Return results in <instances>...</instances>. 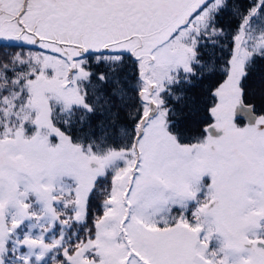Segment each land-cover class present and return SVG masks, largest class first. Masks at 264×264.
Segmentation results:
<instances>
[{"label": "snow or ice", "instance_id": "obj_1", "mask_svg": "<svg viewBox=\"0 0 264 264\" xmlns=\"http://www.w3.org/2000/svg\"><path fill=\"white\" fill-rule=\"evenodd\" d=\"M0 264H264V0H0Z\"/></svg>", "mask_w": 264, "mask_h": 264}]
</instances>
